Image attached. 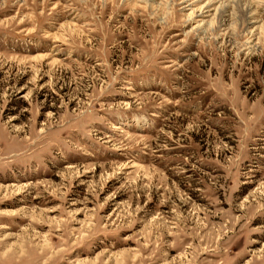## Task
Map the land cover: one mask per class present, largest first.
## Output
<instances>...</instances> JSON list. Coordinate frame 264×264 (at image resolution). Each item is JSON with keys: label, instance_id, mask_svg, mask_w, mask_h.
I'll use <instances>...</instances> for the list:
<instances>
[{"label": "rangeland", "instance_id": "rangeland-1", "mask_svg": "<svg viewBox=\"0 0 264 264\" xmlns=\"http://www.w3.org/2000/svg\"><path fill=\"white\" fill-rule=\"evenodd\" d=\"M0 264H264V0H0Z\"/></svg>", "mask_w": 264, "mask_h": 264}, {"label": "bare ground", "instance_id": "bare-ground-1", "mask_svg": "<svg viewBox=\"0 0 264 264\" xmlns=\"http://www.w3.org/2000/svg\"><path fill=\"white\" fill-rule=\"evenodd\" d=\"M230 1V0H229ZM210 3H212V2H210ZM192 4V3H191ZM207 4V3H206ZM214 4V3H213ZM231 4V3H230ZM222 5H224V4H222ZM191 6V5H190ZM189 6V7H190ZM205 6V5H204ZM213 7V6H212ZM206 8V7H205ZM223 8V7H222ZM225 8V7H224ZM217 10V9H216ZM220 10V9H219ZM247 10V9H246ZM206 11V10H205ZM207 11H208V9H207ZM212 11V10H211ZM249 11V10H248ZM204 13V12H203ZM214 13H215V11H214ZM218 13H220L219 11H218ZM206 14V13H205ZM226 14V13H225ZM250 14V13H249ZM247 16V15H246ZM206 17V16H205ZM249 20V19H248ZM222 22V21H221ZM224 23V22H223ZM254 23V22H253ZM207 25V24H206ZM257 25V24H256ZM197 27V26H196ZM198 28V27H197ZM256 29V28H255ZM257 30V29H256ZM251 48V50H252V48L253 47H250ZM254 49V48H253ZM254 52V51H253Z\"/></svg>", "mask_w": 264, "mask_h": 264}]
</instances>
